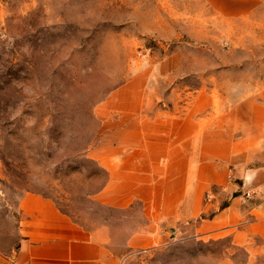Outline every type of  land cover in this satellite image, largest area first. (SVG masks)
<instances>
[{
	"label": "rangeland",
	"instance_id": "374dc122",
	"mask_svg": "<svg viewBox=\"0 0 264 264\" xmlns=\"http://www.w3.org/2000/svg\"><path fill=\"white\" fill-rule=\"evenodd\" d=\"M248 97L264 101V0H0V251L37 193L107 227L123 264H264L262 188L235 168L203 189L198 218L163 230L141 202L102 199L111 172L90 155L117 148L123 123L210 128ZM235 203L230 227L195 229Z\"/></svg>",
	"mask_w": 264,
	"mask_h": 264
},
{
	"label": "crops",
	"instance_id": "0c3cea01",
	"mask_svg": "<svg viewBox=\"0 0 264 264\" xmlns=\"http://www.w3.org/2000/svg\"><path fill=\"white\" fill-rule=\"evenodd\" d=\"M123 125L117 148L90 153L111 172L106 202L118 207L141 202L153 219L165 223L163 230L173 229L198 218L203 189L223 182L226 169L235 168L246 187L248 180L261 185L262 201L252 212L264 216V101L245 98L210 128L188 117ZM132 130L136 139L128 138ZM236 204L213 220L202 218L195 229L230 227L239 220ZM16 233L18 247L11 256L0 251V264H123L127 252L125 244L110 242L107 227L87 230L37 193L20 197Z\"/></svg>",
	"mask_w": 264,
	"mask_h": 264
},
{
	"label": "built area",
	"instance_id": "2783aa9c",
	"mask_svg": "<svg viewBox=\"0 0 264 264\" xmlns=\"http://www.w3.org/2000/svg\"><path fill=\"white\" fill-rule=\"evenodd\" d=\"M208 197H210V195H208Z\"/></svg>",
	"mask_w": 264,
	"mask_h": 264
}]
</instances>
